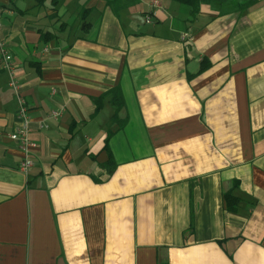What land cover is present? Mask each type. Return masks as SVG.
Instances as JSON below:
<instances>
[{
	"label": "crops",
	"instance_id": "obj_1",
	"mask_svg": "<svg viewBox=\"0 0 264 264\" xmlns=\"http://www.w3.org/2000/svg\"><path fill=\"white\" fill-rule=\"evenodd\" d=\"M151 2L0 0V264H264V0Z\"/></svg>",
	"mask_w": 264,
	"mask_h": 264
},
{
	"label": "built area",
	"instance_id": "obj_2",
	"mask_svg": "<svg viewBox=\"0 0 264 264\" xmlns=\"http://www.w3.org/2000/svg\"><path fill=\"white\" fill-rule=\"evenodd\" d=\"M161 0H152L149 12L146 15V22H152L153 15L155 11L160 8ZM3 10L0 8V14ZM1 27V21H0ZM0 59L1 66L4 71L10 75V85L18 92V86L15 78L13 77V56L9 52L5 43L0 41ZM19 118L22 119V123L17 126L10 134L9 137L17 144L18 148L23 154L22 161L20 163V170L24 174H28L29 170L33 167L34 161L32 158L33 151L36 149L37 144L31 139L30 132L28 128V107L26 106L24 98L18 94V110ZM52 115L57 117L60 115V112H53Z\"/></svg>",
	"mask_w": 264,
	"mask_h": 264
},
{
	"label": "trees",
	"instance_id": "obj_3",
	"mask_svg": "<svg viewBox=\"0 0 264 264\" xmlns=\"http://www.w3.org/2000/svg\"><path fill=\"white\" fill-rule=\"evenodd\" d=\"M111 94H113V103L118 107H122L123 105V96L120 92L119 88H115L110 91ZM112 132H109V135H111ZM226 203H227V208L231 211H236V205L234 203V198H232L231 194L226 193L225 195Z\"/></svg>",
	"mask_w": 264,
	"mask_h": 264
}]
</instances>
